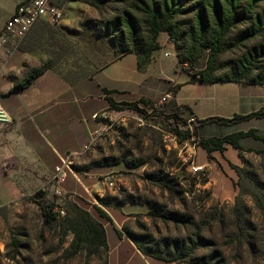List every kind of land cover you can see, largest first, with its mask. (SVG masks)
<instances>
[{
  "label": "rangeland",
  "instance_id": "obj_1",
  "mask_svg": "<svg viewBox=\"0 0 264 264\" xmlns=\"http://www.w3.org/2000/svg\"><path fill=\"white\" fill-rule=\"evenodd\" d=\"M20 1L23 0H0V31L12 6ZM59 7V22L38 24L12 52L24 54V74L14 78L15 82L33 70L50 68L77 84L83 76L106 67L129 48L102 38L94 27L96 22L118 13L121 5L110 4L99 10L81 0H61ZM159 43L161 49L148 74L154 80L164 78L182 85L187 76L180 72L182 67L176 65L175 56L163 57L164 52L174 53L170 40L161 34ZM232 56L226 54L224 59ZM206 57L205 52L183 70L192 73L203 69ZM120 72L132 77L129 96L137 95L141 74L133 56L104 71V81L114 80ZM164 89L172 90L169 84ZM262 93L257 87L234 83L216 88L187 85L179 98L198 103V118H231L234 113L245 115L264 108ZM126 99L130 107L116 118L123 121L120 129H108L105 124L96 129L101 134L89 149L66 156V152L77 149L71 146L62 154L71 167L81 171L102 159L114 162L109 165L111 171L90 176L89 193L64 191L68 199L56 197L50 176L37 177L42 186L29 190L20 187L24 178L20 155L10 140L3 139L11 128L0 121V152L10 154L0 158V264H264V120L250 122L249 128L258 130L259 139L241 141L239 150L224 145L219 151L209 152L201 140H221L234 130L189 121L188 108L175 107L169 99ZM220 99L237 100L236 112L220 106ZM110 120L115 119H107ZM175 130L193 135L182 141L174 137ZM38 147L53 164L55 158L46 144ZM190 163L204 166V171L193 174ZM106 178L114 182L113 187L107 186ZM40 204H59L65 209L78 204L103 224L107 249L92 256L70 253L72 234L65 233L60 225L65 214L45 223ZM95 207L108 218H101ZM172 214L186 216L188 223L170 219ZM127 233L152 255L141 254ZM198 235L202 240L196 246L193 243ZM174 241L192 244L194 250L182 257L183 250L175 248Z\"/></svg>",
  "mask_w": 264,
  "mask_h": 264
},
{
  "label": "trees",
  "instance_id": "obj_2",
  "mask_svg": "<svg viewBox=\"0 0 264 264\" xmlns=\"http://www.w3.org/2000/svg\"><path fill=\"white\" fill-rule=\"evenodd\" d=\"M81 1L99 10L110 4L122 6L118 13L101 23L96 22L94 27L102 38L110 39L119 46L129 47L120 57L134 54L138 72H145L152 53L159 49L157 37L160 32H165L174 45L177 63L182 67L181 71L190 76L189 83L264 86V0ZM205 52L207 57L203 69L192 73L183 70V67L196 63ZM230 53L234 56L224 59V56ZM47 70L50 68L27 73L23 80L13 85L11 92L28 87ZM91 76L85 75L82 79ZM62 78L70 85L76 84V81L70 82L67 78ZM178 88L179 85L174 86L171 93L175 94ZM110 106L116 111L130 107L127 102L115 104L111 101ZM262 118L264 108L246 115L234 114L231 118H209L199 121V124L231 126ZM257 133V129L238 131L225 135L221 140H201V145L208 148L209 152L219 151L224 145L239 150L241 141L247 138L259 139ZM174 134L182 141L193 135L188 133L185 135L178 130H175ZM109 165H114V162L102 159L89 168ZM100 203L103 204V201ZM54 207V204L50 206L40 204L45 223L61 218L58 213L53 212ZM59 208L65 212V218L62 217L60 225L65 233L72 234L70 253L75 255L85 252L86 256H92L101 249H107L106 233L101 222L78 204H70L66 209L63 206ZM95 211L101 218H108L100 208L95 207ZM170 219L182 224L188 223V218L180 214H172ZM127 236L141 254L152 255L130 233H127ZM201 240L198 235L197 241L193 244L197 246ZM173 245L183 250L182 257H188L194 250L192 244L185 246L174 241Z\"/></svg>",
  "mask_w": 264,
  "mask_h": 264
},
{
  "label": "crops",
  "instance_id": "obj_3",
  "mask_svg": "<svg viewBox=\"0 0 264 264\" xmlns=\"http://www.w3.org/2000/svg\"><path fill=\"white\" fill-rule=\"evenodd\" d=\"M19 3L17 2L12 6L8 18ZM161 34L165 35L168 39L167 33H159L157 37L159 49L152 53L145 72H139L141 75L137 86L139 85L138 88L140 91L134 96H129L128 94V87L132 84V77L128 78L127 73L120 72L114 80L109 81H104L103 74L108 68L117 66L128 56L134 57L136 66V57L134 54L123 55L106 67L95 72L90 78L75 85H70L55 71L47 70L38 76L28 87L11 92L13 85L16 83L13 79L21 78L24 74V54L15 51L10 57H7L0 52V117L2 118L1 121L11 128L3 136V139L10 140L16 147V153L20 155L19 159L23 167V170L20 169V171L22 172L21 176L24 177L20 182V187H25L29 190L34 186H42L43 184H41V181L37 177H51L54 167L59 164V159L63 156L62 154L66 150H69L71 146H77V149L66 152V156L80 154L92 141L93 131L97 128L102 129L105 126L104 121H98L100 115H106L109 119L120 118L124 115L125 111L123 110H113L110 106V101L119 104L128 102L126 98L134 97H144L160 101L164 95H167L173 106L179 108L186 106L188 108L187 114L190 118L189 121L199 122L206 120L197 117L196 106L198 103L190 100L183 101L179 98L181 90L187 85H209L216 88L217 85L230 83L204 84L195 82L192 84L189 83L190 76L186 73V80L182 85H179L180 88L176 90L175 94L171 93L172 90L168 91V89H164L165 84H169L172 89L177 84L170 80L167 81L164 78L154 80L148 74V69L151 64L153 62L155 64L156 52L161 49V44L159 43ZM172 46L174 53L164 52L163 57H165L164 54L166 53L169 55L165 58L175 56L176 65L178 66L176 51L173 44ZM180 72L185 73L183 71ZM79 87L84 88L80 89ZM249 87H257L260 91H263L264 100V86ZM141 89L144 90L141 91ZM196 101L199 100L196 99ZM209 101L212 100L209 98ZM236 101L220 99L218 104L233 108L232 112H236V106H238L236 105ZM249 112L247 111L245 115L249 114ZM93 115H98L99 118L94 120L92 119ZM252 120H264V118L251 119L228 127L234 130L233 133L256 129L249 128ZM43 142L55 158V162L51 165L49 163L50 156L43 155L39 152L38 145ZM0 153H2L0 154V158H5L6 156L4 155L7 154L8 156L10 155L8 152L6 154L4 152ZM70 169L71 174L67 175V179L62 186L63 191L68 194H80L83 190L89 193L88 189L91 187V181H89L90 176L100 172L106 173L111 171L109 170V166L91 167L81 171L71 167V164ZM31 177L35 179L33 180Z\"/></svg>",
  "mask_w": 264,
  "mask_h": 264
},
{
  "label": "built area",
  "instance_id": "obj_4",
  "mask_svg": "<svg viewBox=\"0 0 264 264\" xmlns=\"http://www.w3.org/2000/svg\"><path fill=\"white\" fill-rule=\"evenodd\" d=\"M61 0H23L14 9L11 16L4 22L3 28L0 31V52L4 55H11L16 49L18 43L22 41L27 34L30 33L38 24L48 23L54 24L59 22L62 18V10L59 7ZM169 54H164L167 57ZM169 96L164 95L161 101H167ZM98 115H93L92 119H98ZM100 119L105 121L108 129L117 131L120 129V125L123 121L115 119L107 121L106 115H100ZM107 121V122H106ZM92 141L85 147L89 149L97 136H100L101 132L98 130L93 131ZM176 137V135H174ZM191 156H187L189 159ZM190 170L193 174H200L204 171V166H197L190 163ZM71 174L70 161L67 157L60 158L59 164L54 167L53 174L50 177L51 185L54 189L56 197L61 199L69 198L63 191L62 186L67 179V175ZM105 183L110 187L114 186V182L111 179L106 178ZM59 204H55L53 212L58 213L60 216H64L65 212L59 208Z\"/></svg>",
  "mask_w": 264,
  "mask_h": 264
},
{
  "label": "bare ground",
  "instance_id": "obj_5",
  "mask_svg": "<svg viewBox=\"0 0 264 264\" xmlns=\"http://www.w3.org/2000/svg\"><path fill=\"white\" fill-rule=\"evenodd\" d=\"M2 120V118L0 117V121Z\"/></svg>",
  "mask_w": 264,
  "mask_h": 264
}]
</instances>
